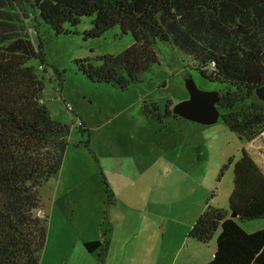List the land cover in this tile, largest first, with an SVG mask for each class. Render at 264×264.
Returning <instances> with one entry per match:
<instances>
[{"label":"rangeland","instance_id":"1","mask_svg":"<svg viewBox=\"0 0 264 264\" xmlns=\"http://www.w3.org/2000/svg\"><path fill=\"white\" fill-rule=\"evenodd\" d=\"M90 20L65 23L68 31L59 34L42 24L43 62L29 61L43 76L42 97L51 116L72 123L58 174L39 188L49 217L39 264H206L218 230L206 243L189 238L188 231L207 201L228 205L241 149L264 174V131L245 141L220 116L211 124L164 116L169 102L188 98V80L217 94L224 84L205 79L189 55L163 42L155 45L157 62L141 81L125 89L91 82L74 59L96 63L133 39L117 25L85 38ZM29 34L36 39L33 29ZM151 104L161 120L143 112L145 105L150 113ZM79 119L87 131L77 127ZM235 219L247 232L264 227V217ZM104 239L107 251L100 256L98 249L88 252L82 245Z\"/></svg>","mask_w":264,"mask_h":264},{"label":"trees","instance_id":"2","mask_svg":"<svg viewBox=\"0 0 264 264\" xmlns=\"http://www.w3.org/2000/svg\"><path fill=\"white\" fill-rule=\"evenodd\" d=\"M82 17L91 18L85 38L117 25L133 39L96 63L74 59L91 82L125 89L141 81L157 62L155 45L163 42L189 55L205 79L224 84L216 106L231 131L245 141L264 131V101L255 93L264 84V0H0V264L40 261L49 217L39 188L58 174L72 123L51 116L43 76L29 61L43 62L42 24L59 34ZM171 104L162 114L181 118L167 108ZM149 108L143 105L146 116L161 120L158 106ZM76 124L87 131L81 119ZM104 192L111 195L107 185ZM231 211L240 220L264 217V174L244 149L233 163L228 205L207 201L188 237L206 243L218 230L206 264H264V227L247 232ZM82 245L88 252L98 249L99 256L107 251L106 239Z\"/></svg>","mask_w":264,"mask_h":264},{"label":"water","instance_id":"3","mask_svg":"<svg viewBox=\"0 0 264 264\" xmlns=\"http://www.w3.org/2000/svg\"><path fill=\"white\" fill-rule=\"evenodd\" d=\"M188 98L175 103L171 112L183 119L193 121L200 124H211L217 121L220 112L216 106L217 93L213 91L199 90L193 80L186 82ZM256 96L264 101V84L255 90ZM230 216L236 218L234 212H230Z\"/></svg>","mask_w":264,"mask_h":264}]
</instances>
